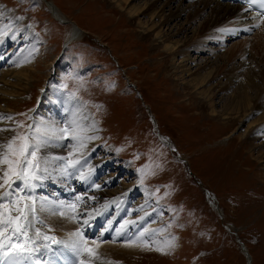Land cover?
Returning <instances> with one entry per match:
<instances>
[{"label": "rangeland", "instance_id": "1", "mask_svg": "<svg viewBox=\"0 0 264 264\" xmlns=\"http://www.w3.org/2000/svg\"><path fill=\"white\" fill-rule=\"evenodd\" d=\"M48 1L65 23L55 20L43 1L0 0V30L7 33L0 37V72L12 69L9 62L13 59L19 65L32 63L38 71L33 84L14 105L8 108L1 104L0 125L6 126L0 127V137L6 132L7 144L17 138L13 147L23 143L18 137H28L30 144L59 138L63 143V153L50 160L58 165L47 164L42 152H37L41 169L37 174L45 184L36 192L24 184L18 188L14 185L15 191L27 189L33 199L38 195L52 201L55 195L59 203L67 205L70 198L60 194L51 175L70 172L65 165L75 158L69 146L84 139L86 146L81 152L87 153L86 160L105 165L101 176L89 179L96 190L103 192V181L111 177L112 184L105 188L108 191L125 185L134 192L128 209L125 201L118 202L120 197L109 202L111 206H99L101 211L113 208L102 219L104 224L120 216L117 225L128 218L147 233L140 247H135L139 250L99 255V264H264V163L260 164L264 158L257 162L256 154L247 151L256 144L255 137L264 134V128L245 133L261 112H254L226 132L217 122L203 124L201 119L209 117L200 116V110L190 101L193 97L195 104L201 100V89L192 90V97H184L185 91L178 86L182 80L168 79L163 65L154 68L151 63L165 55L151 56L148 43L138 38L136 23L125 13L112 9L106 1ZM147 1L155 0H136L134 5ZM166 2L170 5L166 15L168 9L174 12L182 4L184 14L178 23L189 16L188 37L209 15L207 10L201 19L191 22V1ZM175 22L169 25L170 30ZM72 27L79 38L69 43ZM258 32L259 27L224 32L218 37L213 33L208 44L212 53L196 54L195 47L190 48V72L201 77L218 67L220 72L234 68L233 75L241 82L250 74L256 85L263 84L264 88V58L253 49ZM240 44V52L229 59L225 54ZM179 61L173 59L169 68L179 65ZM216 72L218 76L211 83L215 91L207 100V109L220 116L237 84L233 81L225 92H220L215 85L225 80ZM191 117H197L200 123ZM232 141L234 144L227 147ZM9 158L15 159L11 153ZM0 166L7 170V165ZM45 168L47 171H42ZM7 190L5 185L0 194ZM204 190L216 201V208ZM83 194L81 206H72L74 210L93 211L102 203L96 193L89 194L97 200L92 203L87 193Z\"/></svg>", "mask_w": 264, "mask_h": 264}, {"label": "bare ground", "instance_id": "2", "mask_svg": "<svg viewBox=\"0 0 264 264\" xmlns=\"http://www.w3.org/2000/svg\"><path fill=\"white\" fill-rule=\"evenodd\" d=\"M40 1H43L46 7L49 8L51 16H53L55 20L62 21L64 19V17L58 10H56L55 6L51 2H49L48 0ZM104 1H106L112 9L125 13L126 17L130 19L131 22H133L134 24L136 23V26L138 28V38L142 43H148V48L152 57L165 55V58H161L160 60H157L154 63L152 62L151 64L154 68L155 66L163 65L162 71L168 79H176V81L182 80L178 86H182L183 90L185 91L184 97H189L190 95L192 97V90L198 91L201 89L199 91V95L202 96L201 100H199V102L195 104L193 97L190 101L193 102V105H195L196 108L198 107V109L200 110V116L210 118H202L201 120L203 124L204 122L209 123V121L217 122V124H220L222 130L226 132L227 129L230 131L235 126V123L241 122L243 120L245 121L247 118L251 117L254 112H261V117L258 120L252 122V124H248L245 133L247 134L250 131H253V133H255V130L258 127L261 129L264 128L263 84L256 85L254 77L250 74L248 75L249 79L246 78L245 81L241 82L239 78L233 75V73L236 72V69L234 68L224 69L222 70V72H220L221 69L219 67L215 68V70L223 76L222 79L225 80L224 84L221 82H217V84L215 85L216 88L220 89V92H225L226 89L231 86L233 81H236L237 84V87L234 90L232 96L229 97L230 102L225 106V112H222L220 116H217L214 111L208 112L207 107L210 105L208 104L207 100H211L209 98L210 95H212V91L214 90V88L211 86V83L216 80L218 73L216 71H212L213 69H211L200 77L198 75L195 76V73H191V69L189 68V65L191 64V61H189L191 47H195L194 53L196 54H202L208 51H211L212 53L214 50L208 47V44L210 43L209 39L213 33L216 34V37H218L219 34H223L224 32L230 34L233 30L240 29H253L259 27V32L253 38V40L255 41L253 49L255 48L257 50L260 58H264V17L256 16L255 14L249 12L246 7H242L233 3H224L220 0H189L191 1V22L201 19V17L207 10H209V15L200 23V25L193 32V35L191 37H188L187 31L189 30V16L185 18V21L183 23H178L180 22L178 20L181 19L180 16L184 14L182 4H179L174 12H172L171 8L168 9L169 13L166 15L165 9L170 6L166 2V0H164L165 3H162L161 5L160 2H162L163 0H155L154 2L147 1L145 3L143 2L142 5L139 6L134 5L136 0H99V2L103 4ZM140 18H143V20L145 19L146 21H141ZM175 20L177 22H175ZM173 21L175 22V24L173 26V29L170 30V28L168 27ZM62 22L65 23V20H63ZM181 35H183V38L177 40L176 38L179 36L181 37ZM78 38V31L72 27V31L69 34L68 38L70 39L69 43L77 40ZM205 45L206 47L203 48V46ZM241 47H243V44H240L236 50L229 51L225 55L230 59L240 52ZM175 58H180L179 65L169 68L170 62ZM13 60L9 62V65L12 66V69H4L0 72V84L2 87L0 89V106L1 104H4L8 108L14 105V103L17 101L16 99L22 97L24 91L29 88L30 83L33 84V82L35 81V74L38 73V71L33 68L32 63L21 65L17 63V65ZM224 62H222L221 64H224ZM176 76L179 77L176 78ZM187 78H189V80L184 82V80ZM262 80L263 78L259 79V82ZM11 84L14 85L11 86ZM204 88L206 90H204ZM48 104L49 106H51L49 100ZM191 118L197 120V117ZM87 123L90 125L89 122ZM4 126L6 125H0V127ZM7 139L8 136L6 132L1 134L0 155H2L5 151V147L3 146L5 145V143L7 145ZM61 139L59 138L56 140L47 141V143L40 148V151L43 154V158L45 159L44 162H46L47 164H51L53 166L54 164H59V162L53 163L50 160H52L51 158H53L54 155H57L59 153L61 155V153H63V143H61ZM255 141L256 144H254V147L247 148V151L251 155L256 154L255 160L259 162L264 158V134H262L259 138L258 136H256ZM237 142L240 143L238 140ZM231 144H234V141L228 143L227 147L231 146ZM84 145L86 146V141L84 139H78L75 143L69 146L70 150L74 154V161H79V163L76 164L75 167H70V172L67 170L69 169L68 167L66 169L69 172L68 174L65 173V175L62 176L61 172L55 175H51L53 176V183L58 185L61 191L60 194H63L64 196L70 198L71 201L66 202L68 203L67 205L64 203L63 205L62 203H59L60 199L58 197H55V195H52L53 199L55 200L52 201L48 200L47 198H40L38 195L36 197V194L34 193L36 197L34 199L37 201V216L39 220L43 222L35 223V228L40 229L41 233H43L44 235L52 236L55 237L56 240L66 242L74 239V237L71 236L72 233L80 231L83 234L84 240L87 241L86 248L93 250L91 254L85 251L82 252L79 257H74L73 254L65 250L62 245H55L52 244L51 241H47L46 243L51 244L53 250H58L57 256L55 257V261L57 263L67 262L68 264H73V261L75 260L76 264H78L79 260H83L86 262V264H99V255H108L116 250H123L126 252L137 251L139 249L135 247H140L141 243L145 241V237H147V233L145 231L138 229L136 222L135 224H125L126 221H131V219L129 220L128 218H122L124 222H120L118 225L114 220H111L104 224V221L100 219L98 214L101 212V208H99V206L115 201L120 197L118 201H125V206L128 209V207L131 206L134 192L126 189L127 187L125 185H121L114 190L108 191V189L105 188H108L109 184H112L111 177L103 181V192H100L99 189L96 190L97 188L93 186L92 182H89V179L91 180L98 174H100L101 176V174H103L102 172L105 170V165H98L88 162L89 160H86L88 158L86 157L87 153L81 152V150L84 148ZM261 163H264V161L260 162V164ZM4 171L5 168L3 166H0V177H2ZM81 174L84 175V179H81ZM258 176H262V174ZM262 179L264 180V176L262 177ZM32 182L34 185L32 187V192H36L40 189L41 185L45 184L46 181H43V179L41 178ZM17 183H19V186L23 185V183ZM92 192L96 193V197L98 196L100 198V201H102V203L97 204L98 207L94 208L93 211H88L86 209L82 210L81 208H77L75 210L73 209L74 205L76 206L78 204V207L81 206V200L83 198L77 200V197H84L85 194L83 193H87L88 197H85H87L88 199H92V196L89 195ZM204 192L206 197L210 200L211 205L216 208V201L213 199V197L210 196L207 191L204 190ZM22 194L24 197H29V195H31L30 190L28 191L27 189H24ZM261 199L264 200L263 193H261ZM92 202H97V200L94 201L92 199L91 203ZM5 203L6 207L0 209V212L4 214V218L6 219L8 215H12L13 208L15 211L17 205L7 204V202ZM87 203H90V200L87 201ZM41 204H43V211L39 210ZM19 206L22 207L23 202H21ZM9 209H11V211H9ZM105 209L107 210V208ZM85 220L88 221L87 224H84ZM118 220H120V217L118 218ZM97 223L102 224L101 229L98 232L97 230L93 229L100 227V225H97ZM94 225L96 226L94 227ZM121 225H124V227L122 228ZM87 228L89 229L87 230ZM93 231H95L94 234ZM141 233H143V235H141ZM29 235H33V232L30 231ZM92 235L95 236L92 237ZM37 243H45V241H37ZM239 245L241 246L243 252H245L246 248L243 247L241 243ZM44 258L50 259L51 253H49V255Z\"/></svg>", "mask_w": 264, "mask_h": 264}, {"label": "snow or ice", "instance_id": "3", "mask_svg": "<svg viewBox=\"0 0 264 264\" xmlns=\"http://www.w3.org/2000/svg\"><path fill=\"white\" fill-rule=\"evenodd\" d=\"M255 2V0H250ZM260 7L264 8V0H260ZM19 19H22L19 18ZM7 35L3 30H0V37ZM62 131L67 132V129ZM74 139L77 137H73ZM14 138L11 142L3 147L8 151L0 155V164L7 165V170L3 172L0 177V188L5 185L8 190L0 194V209L6 207L7 204L17 205L15 211L18 213L16 216L8 215L4 218V214L0 212V264H40L41 260L51 253V258L44 260V264H55V257L58 250H53L52 245L46 243L51 241L52 244L62 245L63 248L73 254L74 257H79L82 252L92 253L93 250L85 247L87 241L84 240L83 234L80 231L72 233L71 236L74 239L70 241L56 240L55 237L47 236L41 233L40 229L35 228V223H43L37 216V201L31 196L24 197L21 193L24 189H20L19 192L15 191L14 185L19 187L17 182L23 183L25 188L33 187L32 181L41 179V176L37 174L40 169V162L37 158V152L43 147L47 141H36L35 143H29L28 137H18L23 143L18 147H13L15 144ZM32 139H35L34 137ZM9 153L15 157V159L9 158ZM57 160H66L65 157H55ZM79 161L68 160L65 169L68 167H75ZM42 171H47L43 169ZM11 177H15L12 180ZM84 175L81 174V179H84ZM81 199L77 197V200ZM23 206L19 205L21 202ZM40 211H43V204L40 206ZM11 211V209H9ZM88 221L85 220L84 224ZM135 224V221H126L125 224ZM123 228L124 225H121ZM32 231L33 235H29ZM143 235V233H141ZM37 241H45V243H37ZM76 264V261H73ZM78 264H86L85 261L79 260Z\"/></svg>", "mask_w": 264, "mask_h": 264}]
</instances>
